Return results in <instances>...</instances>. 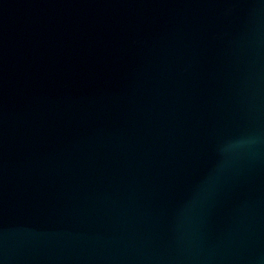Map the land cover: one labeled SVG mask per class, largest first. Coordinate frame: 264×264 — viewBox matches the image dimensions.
I'll return each mask as SVG.
<instances>
[{
  "label": "water",
  "instance_id": "obj_1",
  "mask_svg": "<svg viewBox=\"0 0 264 264\" xmlns=\"http://www.w3.org/2000/svg\"><path fill=\"white\" fill-rule=\"evenodd\" d=\"M0 264H264V0H0Z\"/></svg>",
  "mask_w": 264,
  "mask_h": 264
}]
</instances>
